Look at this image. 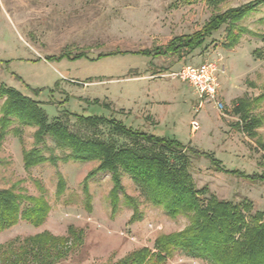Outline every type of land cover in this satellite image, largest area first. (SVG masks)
Returning <instances> with one entry per match:
<instances>
[{"label": "rangeland", "instance_id": "rangeland-1", "mask_svg": "<svg viewBox=\"0 0 264 264\" xmlns=\"http://www.w3.org/2000/svg\"><path fill=\"white\" fill-rule=\"evenodd\" d=\"M252 1L224 0L213 6L208 0H0V84L38 101L48 122H63L83 140L130 145L109 126L88 128L69 113L112 116L133 129L174 138L211 154L228 170L264 175V153L258 147L264 144V101L250 111L263 122L256 138H249L241 130L240 117L239 121L226 119L211 103L199 106L193 88L171 75L184 65L215 63L225 115L236 99L264 94V5L236 25L222 26L181 61L127 53L164 46L175 36L199 31L211 16ZM229 32L239 34V41L226 49ZM116 50L126 53L98 58L100 53ZM62 52L86 56L59 58ZM4 99L0 97V108ZM94 99L101 104L86 103ZM192 121L199 126L196 132L191 130ZM16 127L22 130L21 142L8 135L0 143V190L41 199L48 210L38 226L19 220L0 232V246L10 244L16 251L18 241L48 233L66 241L63 249L67 251H62L66 256L57 264H116L141 248L156 252L158 238L189 226L191 215L169 217L162 208L152 206L124 173L116 212L111 207L109 173L89 180V198L85 196L82 181L98 166L97 161L44 163L25 171L22 150L35 147V128L14 123L12 128ZM37 148L45 156L67 153L49 137ZM168 160L177 163L174 156ZM189 174L197 191L207 188L200 198L250 203L247 220L255 212H264V183L216 172L206 158L192 159ZM58 175L64 188H58ZM124 195L136 200L137 211L125 203ZM162 264L210 263L175 251Z\"/></svg>", "mask_w": 264, "mask_h": 264}, {"label": "trees", "instance_id": "trees-1", "mask_svg": "<svg viewBox=\"0 0 264 264\" xmlns=\"http://www.w3.org/2000/svg\"><path fill=\"white\" fill-rule=\"evenodd\" d=\"M224 0H208L209 5L216 6ZM264 5V0H254L248 4L213 15L204 23L199 31L191 34L175 36L164 46L152 49L127 51L134 55L157 58H172L181 61L191 55L194 50L203 46L222 26H234L244 18L252 15L257 7ZM243 34V30H239ZM231 35L230 42L223 48L231 49L239 41V34ZM264 44V37H261ZM126 51H107L99 57L123 54ZM257 50L254 51V54ZM86 53L71 55L62 52L59 58H80ZM0 97H5L0 108V143L8 135H13L21 142L22 130L12 128L14 123L21 126L35 128L33 141L35 147L22 150V162L25 171L33 167L48 163L56 166L58 163H88L97 161L98 166L91 170L82 181V190L89 198L88 182L99 173L111 175L112 189L110 200L113 213L118 206V197L123 194L121 174L129 176L130 180L145 195L152 206L162 208L173 218L179 215H191L189 226L182 232L172 236H162L155 241L158 249L152 253L150 249L141 248L116 264H162L173 257L175 251L185 256L201 259L210 264H264V212H255L250 220L246 214L251 210L250 203H232L218 200L214 196L203 199L201 193L207 188L197 191L189 174L191 160L206 158L214 171L227 175H234L248 182L264 183V175L247 174L239 170H228L213 155L201 152L189 145H184L174 138H168L133 129L112 116L105 117L96 114L69 113L76 121L88 128L95 129L100 125H107L118 136L129 140V146L115 147L98 140H83L71 133L61 121L48 122L40 103L20 92L0 84ZM264 101V94L253 99L240 98L233 109L242 121L241 130L249 138H256V130L261 127L263 120L250 114L255 104ZM94 106L100 105L99 100H86ZM49 137L59 150L67 153L55 156L43 154L37 146ZM264 153V144H259ZM169 156L177 159L171 164ZM58 188H64V181L58 175ZM125 203L137 211L136 200L124 195ZM30 203V206H22ZM47 207L41 199L15 194L12 190H0V232L16 225L19 220L33 226L42 224L46 218ZM135 221V217L131 222ZM72 229V228H71ZM73 230V229H72ZM18 241V240H17ZM17 252L10 244L0 246V264H57L66 256L62 238H56L48 233L39 234L22 239ZM5 248V249H4ZM69 249V248H68ZM6 252H10L6 255Z\"/></svg>", "mask_w": 264, "mask_h": 264}, {"label": "built area", "instance_id": "built-area-1", "mask_svg": "<svg viewBox=\"0 0 264 264\" xmlns=\"http://www.w3.org/2000/svg\"><path fill=\"white\" fill-rule=\"evenodd\" d=\"M173 78H178L187 82L195 91L199 98V106L202 103H211L222 114L225 106L219 98V84L217 78V66L212 62H203L199 65H184L178 71L171 74ZM192 132H196L199 128L197 122L192 121Z\"/></svg>", "mask_w": 264, "mask_h": 264}, {"label": "crops", "instance_id": "crops-1", "mask_svg": "<svg viewBox=\"0 0 264 264\" xmlns=\"http://www.w3.org/2000/svg\"><path fill=\"white\" fill-rule=\"evenodd\" d=\"M219 98H220L222 101L224 100L223 97L220 95V93H219ZM238 99H240V98H238ZM238 99L235 100V105L232 107V109L227 110L226 119H230V120H234V119H235V121H239V120L237 119L239 116L236 115V114H234V112H233V109H234V107L236 106V103H237V100H238ZM230 113H231V115H230Z\"/></svg>", "mask_w": 264, "mask_h": 264}]
</instances>
